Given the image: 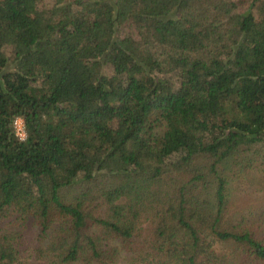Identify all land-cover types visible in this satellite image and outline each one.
<instances>
[{"label":"trees","instance_id":"1","mask_svg":"<svg viewBox=\"0 0 264 264\" xmlns=\"http://www.w3.org/2000/svg\"><path fill=\"white\" fill-rule=\"evenodd\" d=\"M42 2L0 0V222L31 218L47 264H108L114 240L152 264H264L230 205L264 172V0ZM14 236L0 264H24Z\"/></svg>","mask_w":264,"mask_h":264},{"label":"rangeland","instance_id":"2","mask_svg":"<svg viewBox=\"0 0 264 264\" xmlns=\"http://www.w3.org/2000/svg\"><path fill=\"white\" fill-rule=\"evenodd\" d=\"M51 3L52 0H43L41 5L47 6ZM236 168L234 167V171ZM229 169L233 171L232 168L229 167ZM263 176L264 172L260 170L250 171L248 174L240 176L232 184L231 188V209L245 217H248V214H250L252 221L251 230L257 235L264 230V221H258V209L264 205ZM0 228L15 235L14 244L19 262L24 264H47V260L37 255L36 250L40 242L37 238V227L31 218H27L21 222L15 220L14 216H10L0 222ZM108 244L116 245L119 250L115 259L108 264H152V259L150 260L151 256L146 259L147 250L138 251L137 253L135 250L122 249L117 240L108 241ZM215 246L221 252H231V247L227 243H216ZM73 264H80V262Z\"/></svg>","mask_w":264,"mask_h":264},{"label":"built area","instance_id":"3","mask_svg":"<svg viewBox=\"0 0 264 264\" xmlns=\"http://www.w3.org/2000/svg\"><path fill=\"white\" fill-rule=\"evenodd\" d=\"M17 117H15L12 121V129H13V132H14V135L19 139V136L17 135L18 132H22L24 134H26L25 132V128H24V124L23 125H14V120L16 119Z\"/></svg>","mask_w":264,"mask_h":264},{"label":"clouds","instance_id":"4","mask_svg":"<svg viewBox=\"0 0 264 264\" xmlns=\"http://www.w3.org/2000/svg\"><path fill=\"white\" fill-rule=\"evenodd\" d=\"M14 125H23V118L22 117H17L14 120ZM17 135L19 136V138L23 141L26 140V134L22 133V132H18Z\"/></svg>","mask_w":264,"mask_h":264}]
</instances>
